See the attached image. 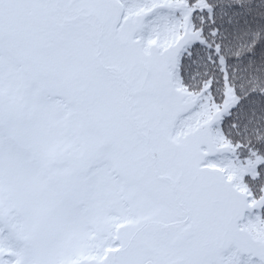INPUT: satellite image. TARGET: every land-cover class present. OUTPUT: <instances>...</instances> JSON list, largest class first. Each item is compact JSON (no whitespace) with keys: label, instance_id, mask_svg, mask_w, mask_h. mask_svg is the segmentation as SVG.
I'll use <instances>...</instances> for the list:
<instances>
[{"label":"snow or ice","instance_id":"6c2138e0","mask_svg":"<svg viewBox=\"0 0 264 264\" xmlns=\"http://www.w3.org/2000/svg\"><path fill=\"white\" fill-rule=\"evenodd\" d=\"M0 264H264V0H0Z\"/></svg>","mask_w":264,"mask_h":264}]
</instances>
